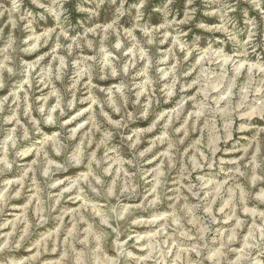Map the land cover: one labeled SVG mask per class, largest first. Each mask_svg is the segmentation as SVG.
<instances>
[{"label": "clouds", "instance_id": "obj_1", "mask_svg": "<svg viewBox=\"0 0 264 264\" xmlns=\"http://www.w3.org/2000/svg\"><path fill=\"white\" fill-rule=\"evenodd\" d=\"M0 264H264V0H0Z\"/></svg>", "mask_w": 264, "mask_h": 264}, {"label": "rangeland", "instance_id": "obj_2", "mask_svg": "<svg viewBox=\"0 0 264 264\" xmlns=\"http://www.w3.org/2000/svg\"><path fill=\"white\" fill-rule=\"evenodd\" d=\"M193 57H194V54L193 53H189V61H193ZM194 63H196V62H194ZM199 63H202V61H200ZM206 68H207V66H206ZM208 70L211 71L210 68ZM195 71H196V68L194 67L193 73H192L193 75L195 74Z\"/></svg>", "mask_w": 264, "mask_h": 264}]
</instances>
